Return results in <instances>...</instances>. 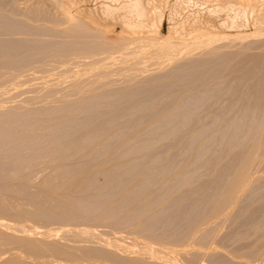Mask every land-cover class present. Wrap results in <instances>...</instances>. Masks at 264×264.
I'll return each mask as SVG.
<instances>
[{"label": "rangeland", "instance_id": "rangeland-1", "mask_svg": "<svg viewBox=\"0 0 264 264\" xmlns=\"http://www.w3.org/2000/svg\"><path fill=\"white\" fill-rule=\"evenodd\" d=\"M260 1L157 0L137 27L111 0H0V264H264Z\"/></svg>", "mask_w": 264, "mask_h": 264}, {"label": "bare ground", "instance_id": "bare-ground-1", "mask_svg": "<svg viewBox=\"0 0 264 264\" xmlns=\"http://www.w3.org/2000/svg\"><path fill=\"white\" fill-rule=\"evenodd\" d=\"M78 1V0H77ZM103 1V0H102ZM105 1V0H104ZM112 2H114L113 4H103L102 3V5H105L103 8H101V10H103L105 7H107V8H105V9H111L112 10V8H114L113 10L114 11H116V9L117 8H120V9H117V10H121V11H119V13H118V11H116L117 12V15L118 16H120L121 18H120V20L123 18V21L125 22H127V20L129 19L128 17L130 16L131 17V15L133 16L134 14H133V11L134 10H136V8H138V11L136 10V12L134 11V13H135V15L136 16H138V15H140V16H143V18L145 19V17H144V15L146 16V15H148V14H151V15H153V14H158V17L159 18H161L163 15H162V11L159 9V7H157V4H158V6H159V4L160 3H157V0H111ZM156 1V2H155ZM160 1V0H159ZM183 1V0H182ZM190 1V0H189ZM200 1V0H199ZM216 1H217V4H215L216 6H212V10H210V12H209V14H210V16L212 15V16H214V15H216V16H220V13L221 12H225V13H228L229 14V12H231V13H234L235 12V14H237L236 16H238V13L242 16V15H244V14H241V12L242 13H244L245 11H247V9H248V13L250 12V11H256V13H257V8L255 9V10H251V9H254V7L255 6H257L256 4L257 3H255V0L253 1V0H234V1H232V0H227V2H226V0H225V2H223V0H222V2H221V0H215V3H216ZM232 2V3H229V4H231V5H229L230 7H227V4H228V2ZM76 2V1H75ZM82 2V1H81ZM163 2V1H162ZM194 2V1H193ZM212 2V1H211ZM214 2V1H213ZM252 2L255 4V6H253V4H252ZM260 2H262V9H260V12H262L263 14H264V0H261ZM83 3V2H82ZM109 3H111V2H109ZM164 3V2H163ZM181 3V2H180ZM179 3V4H180ZM184 3H185V1H184ZM205 3H207L206 1H205ZM62 4V3H61ZM95 4V3H94ZM187 4V3H186ZM194 4V3H193ZM195 4H196V2H195ZM162 5V4H161ZM164 5V4H163ZM184 5V4H183ZM247 5H249V7L247 6ZM52 6V5H51ZM64 6V5H63ZM74 6V5H73ZM172 6H174V4L172 5ZM171 6V9L173 8ZM178 6V5H177ZM182 6V5H181ZM207 6V5H206ZM69 7H71V6H69ZM160 7H162V6H160ZM211 7V6H210ZM209 7V9H211ZM181 8V7H180ZM251 8V9H250ZM42 9V8H41ZM78 9V8H77ZM87 8H85V10H86ZM165 9V8H164ZM164 9H163V11H164ZM177 9V7L175 8V9H173V10H171V12H173L174 10H176ZM195 9V8H194ZM249 9H250V11H249ZM75 10V9H74ZM88 10V9H87ZM86 10V11H87ZM91 10V9H90ZM112 10V12L114 13V11ZM139 10H140V12H139ZM183 10V9H182ZM81 11V10H80ZM93 11V10H92ZM95 11V10H94ZM98 12H99V10H97ZM104 11V10H103ZM106 11V14L108 15V13L110 12V10H108L109 12L107 13V10H105ZM104 11V12H105ZM123 11V12H122ZM177 11V10H176ZM205 11H207V10H205ZM32 12V11H31ZM88 12V11H87ZM96 12V11H95ZM104 12H102V13H104ZM122 12V13H121ZM139 12V13H138ZM190 12V11H189ZM258 12H259V10H258ZM50 13V12H49ZM69 13V12H68ZM113 13H111L110 12V14H112L113 16H114V14ZM136 13H138V14H136ZM177 13V12H176ZM208 13V12H207ZM255 13V12H254ZM10 14V13H9ZM54 14V13H53ZM77 14V13H76ZM80 14H81V12H80ZM88 14V13H87ZM93 14V13H92ZM96 14V13H95ZM99 14V13H98ZM105 14V13H104ZM109 14V15H110ZM144 14V15H143ZM173 15L172 16H174V14H175V12L174 13H172ZM189 14V13H188ZM235 14H232L233 16L235 15ZM39 15V14H38ZM102 15V14H101ZM106 15V16H107ZM108 15V16H109ZM111 15V16H112ZM162 15V16H161ZM205 15V14H204ZM226 15V14H225ZM239 15V16H240ZM258 15V14H257ZM36 16V15H35ZM73 16V15H72ZM94 16V15H93ZM136 16H134V17H132V18H135L136 20L135 21H137V18H136ZM175 16H176V14H175ZM223 16V15H222ZM228 16H231L230 14L228 15ZM233 16H232V19L231 18H229V17H227V19L229 18L230 19V22H232L233 23V21H231V20H235V19H233ZM240 16V17H241ZM249 16V15H248ZM6 17V16H5ZM116 17V16H115ZM167 17H169V16H167ZM42 18H43V16H42ZM73 18V17H72ZM108 18V17H107ZM171 18V17H170ZM195 18V17H194ZM206 18H208V17H206ZM234 18H235V16H234ZM239 18V17H238ZM248 18V17H247ZM261 18V17H260ZM68 19V18H67ZM104 19H105V16H104ZM110 19V18H109ZM116 19H119V18H116ZM140 18H138V20H139ZM156 19H158V18H156ZM180 19V18H179ZM184 19V18H183ZM197 19V18H196ZM200 19V18H199ZM203 19H204V17H203ZM214 19H216V18H214ZM228 19V20H229ZM256 19V18H255ZM258 19V18H257ZM262 19V18H261ZM108 20V19H107ZM130 21H128L129 23L130 22H133V25H134V23L136 24V25H140V23H139V21H138V24H137V22H134V21H132L133 19H129ZM161 20V19H160ZM160 20H158V21H160ZM208 20L209 19H207V20H205V22L206 23H209L208 22ZM260 20V19H259ZM263 20V19H262ZM53 21V20H52ZM122 21V20H121ZM122 21V22H123ZM210 21V23H211V21H212V19L211 20H209ZM227 21V20H226ZM226 21H224L223 20V22L221 23V24H224V27H226V25H225V23H226ZM242 21H244V20H242ZM258 21V20H257ZM57 22V21H56ZM108 22V21H107ZM120 22V21H119ZM118 22V23H119ZM122 23V24H124L123 26H125V23ZM128 22H127V24H128ZM141 22V21H140ZM155 22V21H154ZM187 22V21H186ZM199 22V21H198ZM203 22H204V20H203ZM204 22V23H205ZM237 22V21H236ZM255 22V21H254ZM64 23V22H63ZM111 23V22H110ZM142 23V22H141ZM149 23V22H148ZM171 23V22H170ZM209 23V24H210ZM229 23V21H227V24ZM242 23V22H241ZM260 23V22H259ZM262 23V22H261ZM48 24V23H47ZM131 24V23H130ZM130 24H128V25H130ZM151 24V23H150ZM159 25H160V23H158ZM173 24V23H172ZM253 24V23H252ZM46 25V24H45ZM75 25V24H74ZM86 25V24H85ZM133 25H131V26H133ZM139 25L137 26V27H139ZM148 25V24H147ZM154 25V24H153ZM157 25V24H156ZM207 25V24H206ZM213 27H215V26H217V25H215V24H213V22H212V24H211ZM237 25H238V23H237ZM236 25V26H237ZM53 26V25H52ZM76 26V25H75ZM127 26V25H126ZM205 26V25H204ZM210 26V25H209ZM228 27H230L229 25H227ZM239 26V25H238ZM79 27V26H78ZM77 27V28H78ZM112 27V26H111ZM129 27V26H128ZM127 27V28H128ZM151 27V26H150ZM227 27V28H228ZM257 27V26H256ZM131 28H133V27H131ZM144 28V27H143ZM174 28V27H173ZM196 28V27H195ZM199 28V30H204L203 28L204 27H197V29ZM208 28V30H209V27H207ZM233 28H234V25H233ZM237 28V27H236ZM23 29V28H22ZM79 29V28H78ZM86 29V28H85ZM147 29V28H146ZM8 30V29H7ZM87 30V29H86ZM133 30V29H132ZM211 30V29H210ZM28 31V30H27ZM26 31V32H27ZM144 31V30H143ZM198 31V30H197ZM206 31H207V29H206ZM8 32V31H7ZM62 32V31H61ZM77 32V31H76ZM85 32V31H84ZM122 32V31H121ZM24 33V32H23ZM89 33V32H88ZM136 33V32H135ZM134 33V34H135ZM177 33V32H176ZM18 34V33H17ZM133 34V35H134ZM205 34V33H204ZM211 34V33H210ZM25 35H26V33H25ZM69 35V34H68ZM85 35V34H84ZM176 35V34H175ZM203 35V34H202ZM201 35V36H202ZM208 35H209V32H208ZM208 35H207V32H206V36H205V39H207L208 38ZM213 35V34H212ZM75 36V35H74ZM138 36H140V35H138ZM210 36V35H209ZM218 36H219V34H218ZM221 36V35H220ZM17 37V36H16ZM83 37H85V36H83ZM92 37V36H91ZM95 37V36H94ZM207 37V38H206ZM211 37H213V36H211ZM7 38V37H6ZM14 38V37H13ZM65 39V38H64ZM67 39V38H66ZM102 39V38H101ZM190 39V38H189ZM200 39V38H199ZM210 39V37L208 38V40ZM235 39V38H234ZM139 40V39H138ZM141 40V39H140ZM157 40V39H156ZM164 40V39H163ZM167 40V39H166ZM170 40V39H169ZM182 40V39H181ZM196 40V39H195ZM207 40V41H208ZM210 40H212V39H210ZM214 40H217V39H214ZM84 41V40H83ZM124 41V40H123ZM165 41V40H164ZM200 41H201V39H200ZM199 41V43L200 44H203V43H201ZM134 42V41H133ZM153 42V41H152ZM166 42H168V41H166ZM172 42V41H171ZM176 42V41H175ZM191 43H192V41H190ZM203 42H205V41H203ZM20 43V42H19ZM90 43V42H89ZM149 43V42H148ZM179 43V42H178ZM188 43V42H187ZM194 43H195V41H194ZM196 43H198V41H196ZM213 43V42H212ZM162 44V43H161ZM176 44V43H175ZM61 45V44H60ZM88 45V44H87ZM113 45H114V43H113ZM139 46V45H138ZM8 47H10L9 45H8ZM28 47V46H27ZM60 47V46H59ZM141 47V46H140ZM178 47V46H177ZM83 48V47H82ZM20 49V48H19ZM177 49V48H176ZM216 49V48H215ZM68 50V49H67ZM78 50V49H77ZM91 50V49H90ZM120 50V49H119ZM131 50V49H130ZM160 50V49H159ZM168 50V49H167ZM7 51V50H6ZM98 51V50H97ZM141 51V50H140ZM93 52V51H92ZM91 52V53H92ZM157 52V51H156ZM165 52V51H164ZM206 52V51H205ZM221 52V51H220ZM227 52V51H226ZM229 52V51H228ZM238 52V51H237ZM78 53V52H77ZM126 53V52H125ZM161 53V52H160ZM167 53V52H166ZM7 54V53H6ZM5 54V55H6ZM93 54V53H92ZM124 54V53H123ZM132 54V53H131ZM145 54V53H144ZM4 55V56H5ZM11 55V54H10ZM57 56V55H56ZM143 56V55H142ZM154 56V55H153ZM229 57V56H228ZM234 57H236V56H234ZM111 58V57H110ZM231 58H233L232 56H231ZM23 59V58H22ZM68 59V58H67ZM119 59V58H118ZM228 59V58H227ZM11 60V59H10ZM26 60V59H25ZM233 60V59H232ZM195 61V60H194ZM208 61V60H207ZM262 61V60H261ZM64 62V61H63ZM74 62V61H73ZM115 62V61H114ZM12 63V62H11ZM100 63V62H99ZM197 63V62H196ZM200 63V62H199ZM228 63V62H227ZM236 63V62H235ZM263 63V62H262ZM5 64V63H4ZM134 64V63H133ZM205 64V63H204ZM229 64V63H228ZM1 65V64H0ZM7 65V64H6ZM5 65V66H6ZM97 65V64H96ZM99 65V64H98ZM136 65V64H135ZM189 65V64H188ZM214 65V64H213ZM217 65H218V63H217ZM114 66V65H113ZM112 66V67H113ZM206 66V65H205ZM230 66V65H229ZM231 66H232V64H231ZM3 67H4V65H3ZM257 67V66H256ZM139 68V67H138ZM208 69V68H207ZM230 69V68H229ZM260 69H262V68H260ZM101 70V69H100ZM198 70V69H197ZM200 70V69H199ZM256 70V69H255ZM54 71H56V70H54ZM128 71V70H127ZM187 71V70H186ZM205 71V70H204ZM225 71V70H224ZM260 71V70H259ZM227 72V71H226ZM108 73V72H107ZM224 73V72H223ZM247 73V72H246ZM221 74V73H220ZM191 75V74H190ZM241 75V74H240ZM264 75V74H263ZM178 76V75H177ZM181 76H182V74H181ZM227 76V75H226ZM173 79H174V77H172ZM202 78V77H201ZM226 78V77H225ZM251 78V77H250ZM164 79V78H163ZM239 79V78H238ZM18 80V79H17ZM158 80H160V79H158ZM155 81V80H154ZM124 82H126V81H124ZM169 82V81H168ZM170 83V82H169ZM190 83V82H189ZM243 83V82H242ZM151 84V83H150ZM105 85V84H104ZM153 85H154V83H153ZM99 87V86H98ZM247 88V87H246ZM257 88H255V90H256ZM133 90H135V89H133ZM131 91V90H130ZM252 91V90H251ZM258 94V93H257ZM244 96V95H243ZM259 96V95H258ZM263 96H264V94H263ZM231 97H232V95H231ZM249 99V98H248ZM252 99V98H251ZM131 101V100H130ZM255 101V100H254ZM169 102V101H168ZM175 102V101H174ZM252 102V101H251ZM241 104V103H240ZM169 105V104H168ZM250 105V104H249ZM264 105V104H263ZM170 106V105H169ZM239 106V105H238ZM243 106V105H242ZM235 107V106H234ZM246 107V106H245ZM243 108V107H242ZM264 110V109H263ZM228 112V111H227ZM245 112V111H244ZM230 113V112H229ZM232 113V112H231ZM224 114V113H223ZM233 114V113H232ZM247 114V113H246ZM260 114V113H259ZM234 115V114H233ZM161 116V115H160ZM222 116V115H221ZM235 116V115H234ZM245 118V117H244ZM262 118V117H261ZM219 118H217V120H218ZM226 119V118H225ZM230 119V118H229ZM256 120V119H255ZM261 120V119H260ZM215 121V120H214ZM250 121V120H249ZM236 122V121H235ZM230 123V122H229ZM249 123V122H248ZM263 123V122H262ZM236 124V123H235ZM238 124V123H237ZM260 124V123H259ZM223 125V124H222ZM250 126V125H249ZM241 128V127H240ZM259 128V127H258ZM227 129V128H226ZM231 129V128H230ZM243 129V128H242ZM252 129V128H251ZM256 130V129H255ZM233 131V130H232ZM18 133V132H17ZM216 133V132H215ZM240 134V133H239ZM258 134V133H257ZM241 135V134H240ZM24 136V135H23ZM235 136H237V134L235 135ZM250 138V137H249ZM255 138H256V136H255ZM259 138V137H258ZM227 140V139H226ZM218 141H220V139L218 140ZM222 141V140H221ZM233 141V140H232ZM242 141V140H241ZM243 142V141H242ZM232 143V142H231ZM262 143V142H261ZM46 144V143H45ZM245 144V143H244ZM255 144V143H254ZM57 145V144H56ZM225 145V144H224ZM246 145V144H245ZM251 145V144H250ZM256 145V144H255ZM221 146V145H220ZM257 146V145H256ZM226 147V146H225ZM240 147V146H239ZM255 147V146H254ZM241 148V147H240ZM244 148V147H243ZM219 149V148H218ZM231 152H233V151H231ZM237 152V151H236ZM239 153V152H238ZM237 153V154H238ZM242 153V152H241ZM236 154V155H237ZM195 156V155H194ZM238 156V155H237ZM256 156V155H255ZM243 157V156H242ZM261 157V156H260ZM201 158V157H200ZM215 160V159H214ZM217 160V159H216ZM230 160V159H229ZM245 160V159H244ZM247 160V159H246ZM249 160V159H248ZM258 160V159H257ZM239 161V160H238ZM252 161H254L253 159H252ZM250 160L249 161H247L245 164H243L244 166H242L241 165V167L242 168H239V169H241L239 172H237L238 173V175H236L237 177H235L236 179L234 180H232V183H234L231 187L230 186H228V187H230V189H229V191H228V189H227V193L225 194L226 196V198H227V201H234L235 199H236V196H237V192L239 191V190H242L245 186H246V184H247V181H248V179H249V174H250V172H248L249 170V165H250ZM254 163V162H253ZM224 164V163H223ZM257 164V163H256ZM214 165V164H213ZM215 165H216V163H215ZM220 165V164H219ZM226 165V164H225ZM236 165V164H235ZM251 166V165H250ZM214 167V166H213ZM226 167V166H225ZM228 167V166H227ZM56 168V167H55ZM251 168V167H250ZM219 169V168H218ZM213 170V169H212ZM224 170V169H223ZM226 170H227V168H226ZM216 171V170H215ZM64 172V171H63ZM217 172V171H216ZM226 172V171H225ZM214 173V172H213ZM236 173V174H237ZM59 174V173H58ZM215 175V174H214ZM229 175V174H228ZM232 177V176H231ZM229 178V177H228ZM231 179V178H230ZM55 180V179H54ZM214 180V179H213ZM48 181V180H47ZM235 181V182H234ZM207 183L209 182V183H211L210 181H206ZM224 182V181H223ZM227 182V181H226ZM213 184V183H212ZM222 184V183H221ZM219 185V184H218ZM216 186V185H215ZM204 187V186H203ZM206 187V186H205ZM249 187V186H248ZM218 188V187H217ZM225 188V187H224ZM201 190V189H200ZM209 190V189H208ZM214 192H216V191H214ZM204 192H202L201 194H203ZM212 193V192H211ZM27 195V194H26ZM264 196V195H263ZM202 197H203V195H202ZM214 197V196H213ZM218 197V196H217ZM216 198V197H215ZM226 198H225V200H226ZM207 199V198H206ZM223 199V198H222ZM221 199V200H222ZM229 199V200H228ZM24 200V199H23ZM25 201V200H24ZM188 201V200H187ZM217 201V200H216ZM230 201V202H231ZM206 202V201H205ZM14 203V202H13ZM176 203V202H175ZM186 203V202H185ZM264 203V202H263ZM219 204H222L221 202L219 203ZM18 205V204H17ZM212 205V204H211ZM214 205V204H213ZM218 205V204H217ZM7 206V205H6ZM5 206V207H6ZM98 206H99V204H98ZM171 206V205H170ZM194 206V205H193ZM224 206V205H223ZM186 207V206H185ZM201 207V206H200ZM39 208V207H38ZM44 208V207H43ZM83 208H85V207H83ZM48 209V208H47ZM237 209V208H236ZM246 209V208H245ZM23 210V209H22ZM158 210V209H157ZM221 210V209H220ZM261 210V209H260ZM44 211V210H43ZM160 211V210H159ZM179 211V210H178ZM194 211H195V209H194ZM207 211V210H206ZM255 211V210H254ZM258 211V210H257ZM19 212V211H18ZM175 212V211H174ZM215 212V211H214ZM217 212V211H216ZM227 212V211H226ZM171 213V212H170ZM188 213V212H187ZM194 213V212H193ZM207 213V212H206ZM164 214V213H163ZM172 214V213H171ZM182 214V213H181ZM244 214V213H243ZM253 214V213H252ZM189 215V214H188ZM163 216V215H162ZM245 216H247V215H245ZM166 217V216H165ZM172 217V216H171ZM187 217V216H186ZM229 217V216H228ZM155 218V217H154ZM203 218V217H202ZM170 219V218H169ZM175 219V218H174ZM179 219V218H178ZM197 219V218H196ZM200 219V218H199ZM3 220V219H2ZM151 220V219H150ZM167 220V219H166ZM262 220V219H261ZM154 221V220H153ZM152 221V222H153ZM178 222V221H177ZM197 222V221H196ZM200 222H201V220H200ZM46 223V222H45ZM59 223V222H58ZM179 223V222H178ZM222 223V222H221ZM251 223V222H250ZM176 224V223H175ZM259 224V223H258ZM4 225V224H3ZM172 225V224H171ZM191 225V224H190ZM198 225V224H197ZM11 226V225H10ZM178 226V225H177ZM186 226V225H185ZM260 226H262V224L260 225ZM24 227V226H23ZM180 227V226H179ZM193 227V226H192ZM194 227H195V225H194ZM38 228V227H37ZM186 228H188V227H186ZM210 228V227H209ZM35 229V228H34ZM83 229V228H82ZM181 229V228H180ZM191 229V228H190ZM36 230V229H35ZM44 230V229H43ZM54 230V229H53ZM26 231V230H25ZM61 231H62V229H61ZM83 233V232H82ZM177 233V232H176ZM58 234V233H57ZM178 234V233H177ZM176 234V235H177ZM204 234V233H203ZM205 234H207V233H205ZM185 236V235H184ZM56 237V236H55ZM200 237V236H199ZM152 238V237H151ZM158 238V237H157ZM196 241V240H195ZM204 241V240H203ZM149 242V241H148ZM156 244V243H155ZM164 244V243H163ZM167 245H168V243H167ZM171 245V244H170ZM179 245V244H178ZM204 245V244H203ZM145 246H147V245H145ZM144 247V246H143ZM165 247V246H164ZM185 248V247H184ZM6 250V249H5ZM160 250H161V248H160ZM165 251V250H164ZM201 251V250H200ZM99 252V251H98ZM146 252V254H145V256L149 253V255H150V257H155L154 255H156V251H155V253L153 254L152 252H151V249H150V251L148 252V250H146L145 251ZM154 252V251H153ZM160 252H162V251H160ZM151 253L153 254L152 256H151ZM159 253V252H158ZM157 253V254H158ZM169 253H170V251H169ZM168 253H166V254H163V256H162V258H164V257H171V254L168 256L167 255ZM175 254V253H174ZM160 254H158V256L156 255V257H160L159 256ZM164 255H167V256H164ZM177 255V254H176ZM182 255V254H181ZM148 256V255H147ZM146 256V257H147ZM155 257V258H156ZM169 257V258H170ZM173 257V256H172ZM171 257V259L173 260L174 258H172ZM144 258V257H143ZM148 258H149V256H148ZM155 258H154V260H155ZM157 258V259H158ZM167 258H165V261L166 260H168L169 261V258L167 259ZM71 259V258H70ZM145 259V258H144ZM170 259V260H171ZM112 260V259H111ZM160 259H158V261H159ZM162 260V259H161ZM164 260V259H163ZM172 260H171V264H172ZM174 260H176V258L174 259ZM173 260V261H174ZM137 261H139V260H137ZM147 261H149V260H147ZM179 261H180V259H179ZM74 262V261H73ZM86 262V261H85ZM90 262V261H89ZM105 262V261H104ZM152 262V261H151ZM155 262H156V260H155ZM167 262V261H166ZM170 262V261H169ZM169 262H167L168 264H169ZM139 263H141V262H139ZM163 263V262H162ZM162 263H160V264H162ZM174 263V262H173ZM177 263V262H176ZM179 263V262H178ZM92 264V263H91ZM138 264V263H137ZM147 264V263H146ZM163 264H166V263H163Z\"/></svg>", "mask_w": 264, "mask_h": 264}, {"label": "water", "instance_id": "water-1", "mask_svg": "<svg viewBox=\"0 0 264 264\" xmlns=\"http://www.w3.org/2000/svg\"><path fill=\"white\" fill-rule=\"evenodd\" d=\"M18 47V43H14L12 44V48L13 49H16ZM218 69H214L213 72L216 74L218 73L217 72ZM169 87V82L165 81L163 83H161L159 86L155 87V86H150V87H147V88H142V90H144L145 92L149 93L152 88H157V92H160V91H164L165 89H167ZM244 163V162H242ZM231 166V165H230Z\"/></svg>", "mask_w": 264, "mask_h": 264}]
</instances>
